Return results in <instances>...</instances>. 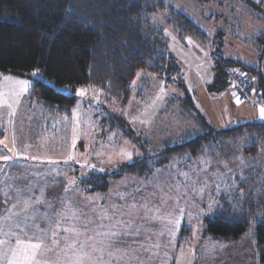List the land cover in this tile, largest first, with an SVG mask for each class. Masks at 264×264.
I'll return each instance as SVG.
<instances>
[{"label":"rangeland","instance_id":"obj_1","mask_svg":"<svg viewBox=\"0 0 264 264\" xmlns=\"http://www.w3.org/2000/svg\"><path fill=\"white\" fill-rule=\"evenodd\" d=\"M164 1L209 35L210 43L203 46L190 36L179 39L169 27L165 32L169 51L180 68L173 79L182 77L206 120L215 130L264 121L252 116L254 107H264V90L259 87L258 76L230 67L227 72L234 78L232 81L229 77L228 88L221 93L209 90L214 80V57L218 62L230 57L256 67L261 65L263 50L254 39L264 32L263 2ZM165 16L166 13L158 12L154 18L161 22ZM261 69L264 73V61ZM143 77L149 80V90L141 98L136 91L144 87ZM14 80H27L31 86L29 78L0 73V141H3L0 143V217L15 201L17 189L23 191L24 197L33 199L39 198L43 189V199L51 202L52 207L45 203L35 205L39 213H50L55 228L56 213L63 210L69 219L63 220L62 227L75 225L85 232L78 238L80 241L95 237L89 243L104 248L103 259L111 264H170L173 253L181 247L189 250L191 246L194 251H210L207 254L213 257L206 263L233 264L228 259L234 256L230 255L231 241H214L205 234L207 217L215 215L224 200L231 204L237 201L236 195L251 198L253 194L256 200H251L259 209L258 220H264V132L243 131L216 139L211 137L201 152L193 155L186 151L169 159L162 158L164 145L176 146L181 141L176 137L189 131L199 132L194 115H187L181 107L179 97L183 93L177 88L181 78L167 85L162 78L141 72L133 83L130 101L105 108L100 106L99 91L98 94L91 88H80L86 95H77V111L72 121L45 118L42 107L27 102L30 87L17 96L20 90L12 83ZM59 89L69 91L66 87ZM92 91L97 95H89L94 94ZM129 129L134 132L133 136H128ZM143 143L145 150H142ZM122 153H131V159ZM5 156L9 159H2ZM70 156L73 159H68ZM146 160L159 166L108 179L105 190L93 192L86 185L88 180L93 181L94 174L103 187L107 172ZM72 180L76 181L74 185L69 183ZM66 187L70 189L67 193ZM62 200L70 204L71 211L64 208ZM73 211L77 218H71ZM105 214L109 218L102 219ZM168 220L179 223L174 226ZM37 222L41 227H48L39 218ZM112 231L119 235H96ZM65 235L61 231L59 247L51 251H61L57 261L67 259L62 253ZM244 236L245 240L234 251L237 264H241L243 253L249 259L253 243H257L254 229ZM109 243L111 247H105ZM218 243L223 244L222 249ZM258 246L264 252V245ZM98 255L93 253V258ZM119 256L122 260L117 259ZM50 260L56 261L55 257Z\"/></svg>","mask_w":264,"mask_h":264},{"label":"trees","instance_id":"obj_2","mask_svg":"<svg viewBox=\"0 0 264 264\" xmlns=\"http://www.w3.org/2000/svg\"><path fill=\"white\" fill-rule=\"evenodd\" d=\"M158 12L166 13L161 22L154 18ZM168 27L179 39L190 36L200 45L210 43L209 35L199 25L164 0H0V73L29 78L31 86L26 96L29 105L42 107L45 118L69 121L75 117L76 93L80 88L99 91L102 97H99L102 103L99 105L105 108L113 103L127 104L134 94L133 83L141 72L162 78L167 85L181 78L182 81L177 82V88L183 93L179 97L180 104L184 113L194 115L199 132L189 131L176 137L181 140L176 146L164 145L161 153L164 159L186 151L193 155L201 152L211 137L216 139L243 131L264 132V121L220 130L213 128L197 109L182 77L173 79L180 68L169 51L165 33ZM255 38V43L263 50L260 53L263 62L264 32ZM221 62L214 57V80L209 85L212 93L228 88L230 67L258 76L259 87L264 90L262 62L258 67L238 58L229 57ZM34 72L37 77L32 75ZM142 81L144 87L136 91L141 98L145 90H149V80L143 77ZM63 87L69 91L59 89ZM133 135L129 129L128 136ZM145 149L143 143L142 150ZM136 164L107 172L103 187L94 174L91 175L93 181L88 180L86 185L93 192L105 190L108 179L124 173L139 174L159 166L148 160ZM235 198L237 201L231 204L224 200L222 208L207 217L205 234L214 241L234 242L254 229L257 244L264 245V220H258L259 209L251 200H256L255 196L237 198L236 195ZM58 252L59 249L49 252L48 258L55 257L57 261ZM259 259L264 264V254Z\"/></svg>","mask_w":264,"mask_h":264},{"label":"snow or ice","instance_id":"obj_3","mask_svg":"<svg viewBox=\"0 0 264 264\" xmlns=\"http://www.w3.org/2000/svg\"><path fill=\"white\" fill-rule=\"evenodd\" d=\"M258 2H264V0H258ZM32 75L35 76L37 73L34 72ZM12 83L19 86L20 91L16 93L17 96L26 92L30 87L27 80H14ZM76 95L83 97L86 92L84 89H80ZM8 107L11 108V105L9 104ZM258 115L259 119L264 120V107L259 108ZM0 143H3V141H0ZM73 143L75 144V141ZM122 155H125L129 160L131 159V153H122ZM2 159L7 160L9 158L5 156ZM68 159H73V157L70 156ZM49 162L53 163L52 161ZM69 183L74 185L76 181L72 180ZM64 191L67 193L70 189L66 187ZM5 196L10 198L7 193H5ZM43 197V189H41V196L35 199L24 197L23 191L17 189L15 201L10 208L5 209L6 214L0 217V264H111L110 261L106 262L103 259L104 248H97L96 244L89 243L95 237H87L84 241H80L78 238L85 235V232H82L75 225L62 227L63 220L69 219L63 210L56 213V226L53 228L51 214L45 212L41 215L35 207V205L41 203L47 204L49 208L52 207L51 202L43 199ZM61 203L64 208L71 211L69 203L63 200ZM133 207L135 206L133 205ZM38 218L45 221L48 227H41L40 223L37 222ZM71 218H77L75 211L72 212ZM101 218L107 219L109 217L105 214ZM117 223H120V221H117ZM168 223L175 226L179 221L168 220ZM100 227H103V225L101 224ZM61 231L67 234L63 236L65 248L62 250L67 259L54 262L48 259V253L59 247L60 240L58 237H60ZM96 235L115 237L119 233L112 231L110 233H96ZM70 237L73 238L70 239ZM105 247L110 248L111 244L109 243ZM89 248L91 251H86ZM93 253H99V255L93 258ZM108 255L113 256V253L109 252Z\"/></svg>","mask_w":264,"mask_h":264},{"label":"crops","instance_id":"obj_4","mask_svg":"<svg viewBox=\"0 0 264 264\" xmlns=\"http://www.w3.org/2000/svg\"><path fill=\"white\" fill-rule=\"evenodd\" d=\"M258 110H259V108L254 107V111L252 112V116L254 119H259ZM220 112H221V108H220ZM245 237L246 236H243L239 241L230 243V251H231L230 255L231 254L234 255L233 257L228 258L230 263L237 264V261L235 260L236 255H235L234 251L237 249V246L239 244H241L243 242V240H245ZM200 240L203 241L202 238H200ZM215 244H217V243H215ZM253 244H254V246H253L252 253H249V255H251V256L248 259L247 253H243L242 259H241V261H242L241 264H261L259 257L261 254H264V252L262 250V247L258 246L257 243H253ZM218 247L222 249L223 244L218 243ZM207 252L210 253V251H207ZM207 252L194 251L192 249V246L189 250L184 249V247H181L178 249L177 252L173 253V255L169 261H170V264L171 263H173V264H209V262L206 263L205 261L209 260L213 256H210L211 253L208 255ZM204 254L205 255L207 254L206 255L207 257ZM117 259L122 260V256H119V258H117Z\"/></svg>","mask_w":264,"mask_h":264},{"label":"built area","instance_id":"obj_5","mask_svg":"<svg viewBox=\"0 0 264 264\" xmlns=\"http://www.w3.org/2000/svg\"><path fill=\"white\" fill-rule=\"evenodd\" d=\"M229 77H231V79H232V81H233V78H234V76H233V74L231 73V74H229ZM237 89L240 91V87H237Z\"/></svg>","mask_w":264,"mask_h":264}]
</instances>
